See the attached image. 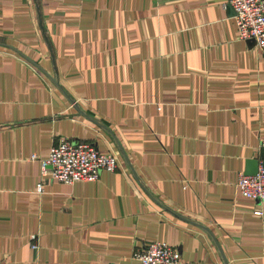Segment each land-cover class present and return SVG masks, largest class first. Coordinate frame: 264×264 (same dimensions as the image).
I'll return each mask as SVG.
<instances>
[{"label":"crops","instance_id":"crops-1","mask_svg":"<svg viewBox=\"0 0 264 264\" xmlns=\"http://www.w3.org/2000/svg\"><path fill=\"white\" fill-rule=\"evenodd\" d=\"M263 135L264 52L226 0H0V264H139L156 241L264 264V200L237 187ZM62 138L118 169L42 180Z\"/></svg>","mask_w":264,"mask_h":264},{"label":"built area","instance_id":"built-area-1","mask_svg":"<svg viewBox=\"0 0 264 264\" xmlns=\"http://www.w3.org/2000/svg\"><path fill=\"white\" fill-rule=\"evenodd\" d=\"M235 10L238 37L253 40L264 52V0H226ZM260 157L255 175H241L237 182L240 193L250 199L264 200V135L260 139ZM32 159H37L35 155ZM42 180L51 178L64 184L95 182L102 171L115 172L119 159L113 153H101L92 143L76 142L62 138L55 143L46 158L39 159ZM39 192L43 182L38 184ZM256 214L261 215V211ZM31 247L39 250L36 235H32ZM139 264H184L177 247L166 241H156L136 251Z\"/></svg>","mask_w":264,"mask_h":264},{"label":"water","instance_id":"water-1","mask_svg":"<svg viewBox=\"0 0 264 264\" xmlns=\"http://www.w3.org/2000/svg\"><path fill=\"white\" fill-rule=\"evenodd\" d=\"M231 7V6H230ZM232 8V7H231ZM233 9V8H232ZM234 10V9H233ZM234 12H235V10H234ZM257 165H256V168H255V170H254V172L252 173V175H255L256 173H257V171H258V163H256Z\"/></svg>","mask_w":264,"mask_h":264}]
</instances>
